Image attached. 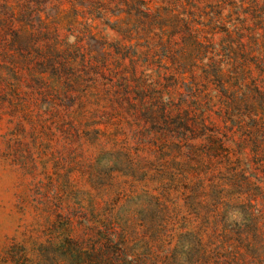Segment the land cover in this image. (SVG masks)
<instances>
[{
	"label": "rangeland",
	"instance_id": "obj_1",
	"mask_svg": "<svg viewBox=\"0 0 264 264\" xmlns=\"http://www.w3.org/2000/svg\"><path fill=\"white\" fill-rule=\"evenodd\" d=\"M262 11L0 0V264H97L107 242L129 264H217L249 191L230 97L264 86ZM250 154L236 173L264 185Z\"/></svg>",
	"mask_w": 264,
	"mask_h": 264
},
{
	"label": "trees",
	"instance_id": "obj_2",
	"mask_svg": "<svg viewBox=\"0 0 264 264\" xmlns=\"http://www.w3.org/2000/svg\"><path fill=\"white\" fill-rule=\"evenodd\" d=\"M263 14L264 11L261 12V17ZM261 65L264 67V61ZM250 89L252 90L251 96L245 95L239 100L233 96L230 97V137L238 138L236 149H230V158L232 155L235 158H233L234 163L230 164L231 173L236 176L234 182L239 185L238 187L240 189L243 187L244 190L249 186V191L244 192L246 198L243 203V220L238 225V221L230 218V243L228 242L226 247L217 252L216 259H221L217 264H264L262 240L264 234L261 228L264 220V185L250 179L244 182L245 178L241 180L236 173L237 167L251 165L246 156V149H249L251 161L258 166L256 170L264 178V86L253 82ZM251 170H253L252 167ZM234 224L237 225V238L231 237ZM206 247L198 244L195 249L196 258H199L200 262H205L211 253ZM121 252L122 249L116 242L114 244L107 242L106 251L97 256L90 254L89 259L97 264H121L122 261L129 264L125 253L121 259H117ZM223 260H230V263ZM191 264L198 263L195 259Z\"/></svg>",
	"mask_w": 264,
	"mask_h": 264
}]
</instances>
